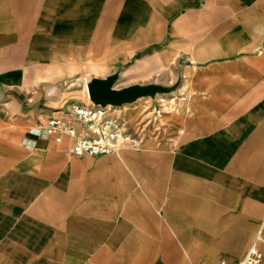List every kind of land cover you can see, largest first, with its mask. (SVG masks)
<instances>
[{
	"label": "crops",
	"instance_id": "obj_1",
	"mask_svg": "<svg viewBox=\"0 0 264 264\" xmlns=\"http://www.w3.org/2000/svg\"><path fill=\"white\" fill-rule=\"evenodd\" d=\"M215 38L227 39L217 53L233 55L216 63L234 69L224 78L231 92L217 91L227 104L213 130L186 125L171 152L125 143L116 153L79 157L67 135L57 141L35 132L71 101L64 80L106 77L148 49L143 62L192 53L194 42L207 54ZM166 188L174 231L161 258H123L120 238L154 227L152 206ZM209 195L219 199L215 213L228 215L216 250ZM258 206L264 209V0H0V264H187L197 256L236 264L253 242L264 258ZM66 245L73 247L66 252Z\"/></svg>",
	"mask_w": 264,
	"mask_h": 264
},
{
	"label": "rangeland",
	"instance_id": "obj_2",
	"mask_svg": "<svg viewBox=\"0 0 264 264\" xmlns=\"http://www.w3.org/2000/svg\"><path fill=\"white\" fill-rule=\"evenodd\" d=\"M225 41H227L226 38H220L219 40L215 38L212 41L214 43L209 45L210 53L203 55L196 52L198 47L195 46L196 43L194 42L192 53L178 52L175 55H171L170 61L167 58H162L143 62V58L152 53V49H148L143 54L133 55L128 62L124 63L120 68L110 71V75L106 77L81 75L64 80L61 84L63 88H68L67 91L70 92L69 99L71 101L61 103L60 106L66 109L77 103L95 105L102 112V116L117 119L122 131L119 141L120 147L125 143L139 141L143 143L139 151L144 150L145 147L147 152L159 151V149L163 151L166 149L171 152L178 139L184 138L186 125L192 127L194 132L200 131L202 133H207L217 126L218 115L223 112V104H227L223 102L224 95H219L217 91L231 90V82L229 84L224 82V78H232L234 70L233 66L219 68L216 64L217 61L223 60L224 57L233 56L217 53L223 48V42ZM138 64L141 65L138 66ZM143 65L144 68H142ZM158 65L159 68H151ZM245 67L247 68V66ZM244 71L247 70L242 68V74ZM107 78H110L109 87L112 90L119 91L130 87H138L150 88L153 92L150 95L140 96L131 102H125L118 106L96 105L89 98L88 86L93 81L106 80ZM219 79L221 81H218ZM67 122L71 123V125L77 124L70 119ZM145 143H147L146 146H144ZM169 196L170 191L168 188L164 189L161 199H159L161 202L152 206L156 211L153 219L155 224L152 229L138 231V236L136 237L129 238L125 236L122 239L120 238L123 258L148 256L161 258L165 235L172 234L174 231L168 229L169 222L166 218ZM208 200L209 210L211 211L208 215L210 219L209 231L213 233L210 240L215 244L213 249L216 250L217 246H223V238L221 236L224 226L223 217L228 215L215 213V210L218 209L217 201L219 200L216 196L209 195ZM195 216L197 217L198 214H194ZM263 219L264 209L258 206L256 231H259L262 226ZM247 223V215L242 214L239 221L240 227L242 229L247 227ZM178 225L183 226V224ZM177 232L181 231L177 230ZM263 234L264 228L259 234L261 236L260 239L264 240ZM72 247L66 245V252ZM48 248L50 252L56 250L53 245ZM177 249L180 255L184 254L185 245L179 239H177ZM262 250L264 253V241ZM199 251L200 247L194 246L193 253L197 254ZM90 254L91 250H86V253L83 254L84 261L90 258ZM202 261L208 264L215 262L197 256L187 260V264H200ZM130 262L135 261H124V264ZM159 262L149 261L148 264ZM164 263L178 264V260L173 259Z\"/></svg>",
	"mask_w": 264,
	"mask_h": 264
},
{
	"label": "built area",
	"instance_id": "obj_3",
	"mask_svg": "<svg viewBox=\"0 0 264 264\" xmlns=\"http://www.w3.org/2000/svg\"><path fill=\"white\" fill-rule=\"evenodd\" d=\"M68 119L76 122L80 129L76 130L67 122ZM35 130L37 133L54 135L57 141L61 140V135H67L72 142L71 153L79 157L116 153L121 145L119 141L122 131L118 120L102 116V112L95 105L74 104L66 109H59L55 116L47 120L44 127ZM262 262L263 254L256 242H253L236 264H262ZM216 264H224V262L219 261Z\"/></svg>",
	"mask_w": 264,
	"mask_h": 264
},
{
	"label": "water",
	"instance_id": "obj_4",
	"mask_svg": "<svg viewBox=\"0 0 264 264\" xmlns=\"http://www.w3.org/2000/svg\"><path fill=\"white\" fill-rule=\"evenodd\" d=\"M110 78L93 81L88 86V95L94 104L118 106L125 102H131L140 96L150 95V88L130 87L119 91L109 87ZM156 91V90H154Z\"/></svg>",
	"mask_w": 264,
	"mask_h": 264
}]
</instances>
